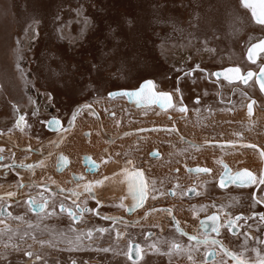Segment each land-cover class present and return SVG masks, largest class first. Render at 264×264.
Instances as JSON below:
<instances>
[{"label":"rangeland","instance_id":"374dc122","mask_svg":"<svg viewBox=\"0 0 264 264\" xmlns=\"http://www.w3.org/2000/svg\"><path fill=\"white\" fill-rule=\"evenodd\" d=\"M260 36H264V27L254 23L240 0H0V124L4 127L0 133L15 134L18 140L27 132L39 141L48 136L42 128L47 116L58 115L68 122L75 106L81 105L77 134L92 129L95 141L91 149L98 151L106 141L94 128V115L82 118V112L89 110L85 104L95 106L101 115L116 110L117 118L105 123L114 135L124 129L159 124L150 123L148 118L157 115L156 110L136 111L131 106L123 109L122 100L106 94L115 88L136 87L141 80L151 78L161 90L175 91L181 87L184 101L199 111L191 114L194 122L185 128L193 139H242L264 149V114L247 122L242 107L247 96L224 83L222 97H228L232 91L235 95L231 103H221L217 98L218 86L206 79V72L210 75L212 69L226 64L248 67L246 48ZM253 86L247 92L258 97ZM195 96L201 98L199 102H195ZM229 107L240 109L232 114L228 113ZM20 115L26 120L23 131L8 128L13 120L16 124ZM153 135L162 138L160 134ZM162 136L158 143L150 139L145 145H138L136 151L132 145L124 147L129 152L121 150L122 142L128 139L113 144L119 157H131L135 168H145L152 182L153 173L157 172L162 192L173 180L187 183L190 174L184 173L181 162L201 163V157H208L210 162L213 157V163L219 167L217 157L229 156L223 158L232 159L236 167L242 165L241 160L233 157L237 151L205 145L203 149ZM80 140L84 147L86 141L82 136ZM153 145L166 154L162 151L164 157L159 161L146 157ZM12 146L17 151L29 147L16 143ZM105 159L106 156L98 158L103 162ZM175 166L180 170L177 175L171 169ZM22 217L26 218L17 219L22 222L16 223L14 229L9 228L8 224L15 222L10 218L0 223V229H11L0 233V264H24L23 249L42 255V259L29 264H53L55 260L69 264L68 259L76 253L68 245L67 234L72 229L67 219L28 214ZM42 240L50 243H45V249H56L59 256L46 254ZM14 241L23 244L14 246ZM40 241L42 246L38 245ZM85 254L84 251L80 259H85Z\"/></svg>","mask_w":264,"mask_h":264},{"label":"flooded vegetation","instance_id":"af4514ba","mask_svg":"<svg viewBox=\"0 0 264 264\" xmlns=\"http://www.w3.org/2000/svg\"><path fill=\"white\" fill-rule=\"evenodd\" d=\"M263 56H264V53H261L260 57L257 59V63L252 64L250 61L247 60V56L245 55L246 65L247 64L249 65L246 68H242L238 64H230V65L239 66L242 70L241 73H244L248 69L252 70L253 72H257V70L259 69V65L264 63V59L262 60L260 59ZM226 65H229V64H226ZM221 67H217V68H221ZM214 69H212L211 73H213ZM206 73H207L206 79L211 82H214L218 86V90H217L218 97L217 98H218V101L221 103H224V104L231 103L235 95L234 91H232L231 93H228V97L226 98L222 97L221 89L224 86L223 85L224 83L228 85H232L234 86V88H238V92L243 93L244 95L246 94L247 99L245 100L242 107L243 109H245L247 114H248L247 105L249 104V102L255 101V98H260V97L262 98V102L264 100V93H262L259 90V85L255 83V77L253 78L252 81H250L249 86H246L240 83L239 81L233 84H229L228 82L224 81L222 77L219 78V81H218L217 77L211 74L210 76L208 72ZM251 84L254 85L253 86L255 87L254 89H256L257 92L259 93L257 94L258 97L251 94V91L247 92L249 91L248 87L250 88ZM179 88H180L179 92H176L173 90L171 91L163 90V91H169L173 95V98H174L173 101L177 107L185 106L186 108H188L187 112L188 110L191 109L192 113H195V112L199 113L198 110L193 109L194 108L193 106L189 105L187 102L184 101L182 92L180 91L181 87ZM156 90H160L158 85H157ZM181 97H182V105H181ZM177 98L179 99V101H177ZM114 99L123 100L126 98L120 96ZM200 99L201 98L197 96L194 97L195 102H199ZM127 104L129 106L133 105L131 103H128V101H127ZM153 106H150V107L152 108ZM150 107H139V108L135 107L134 108V105H133L132 108L136 111H140L141 109L144 110ZM155 107H157L162 112H166L168 110V109L162 110L158 106H155ZM210 107L211 105L209 107L207 106V110H210L211 109ZM169 109L175 111V109L173 108H169ZM237 109H240V108L236 107L232 109V107H229L228 113H232V114L236 113ZM89 110L91 112L93 111L92 114H94L96 117H99V112L97 111V108L95 106H91ZM212 110L213 111L215 110L214 107L212 108ZM113 111L116 112V110H113ZM175 112L180 113L182 115L184 114L182 117L177 116L175 118V120L179 118L177 119L178 121H181L182 118H184V116L187 115L179 111H175ZM252 114H253V111H252ZM107 115H108V118H113L114 113L108 112ZM49 116H52L53 118L61 121V129H66V131L72 130V127L74 125H70L68 122H63V120L58 115H49ZM49 116H47L44 119L42 128L46 129L47 134H51L55 137V141L52 143V145L54 144L55 147H57L59 144L56 143V141L59 142L61 136H59V132H56V130L49 131L45 127L46 120L48 119ZM167 120L168 121L172 120L169 112L167 114ZM14 127L17 128L13 120L11 124H8V128H12V130H14ZM3 129L4 127L2 126V124H0V130H3ZM166 129L167 130L163 132V130L152 129L151 131H145V130H140V128H138L136 132L131 133V136L133 137L127 136L124 138V140L126 138L128 140H131L132 138H134L135 140L133 139L134 141H132L131 142L132 144L131 143L130 144L134 146V151H136L138 148V145L143 146L145 145L144 144L145 142L150 141V138L149 140L147 138L148 137L147 134H150V133L161 135L162 138L155 136L158 139L155 138L153 139L154 141L151 140L156 143H158L159 139L164 138L162 136L164 134L170 139L174 138V139L183 141L182 138H185L182 136L178 138L174 135L175 134L174 131H172L170 128H166ZM101 130H102V134L104 135L105 139L108 138V142L114 141L115 139H117V137H122L124 135L123 133L122 134L120 133L119 134L120 136H116L111 139V137L104 132L103 128H101ZM142 132L143 134L146 133L144 134L145 136L142 134ZM60 135L64 136L65 131H61ZM2 136H3V133H0V143L4 144L8 148L10 152L8 156L10 158H5L7 156L0 155V156H3V159H0V196L4 197V200L0 201V203L3 204V207L0 208V218H1L0 221L4 222L8 218L14 220L15 221L14 223L11 222L8 224L9 228L11 226L14 229V225L22 221L21 220L18 221L17 219H13L12 217H22V215L26 216V214H31L34 216H44V217L50 216L52 218H57L59 220L61 216H64L69 223V227L71 229L76 230V231L72 230V233L67 234V236L69 237L68 240H73V243L71 244L69 243L68 245L71 248H73L76 253V254L71 253L72 257L68 259L69 264H132V261H129L127 256L125 255V252L127 251V241L129 239H132L135 243L140 244L142 248L144 249L145 255H144L143 260H141L139 264H190V262L187 259V252H181L177 254L175 251H173L171 255L166 254L170 250L169 242L176 241L184 245L185 248L194 246L195 242L190 241L188 237L191 235H195V234L203 232L204 229L200 228V222L207 221V217L213 213H216L219 206L221 205H224V211L219 213L222 217V223H226L228 216L235 218V216L237 215H243L244 219L238 221L236 226H230L227 229L221 228L219 236H217L216 233H211L209 229L210 235L220 240L221 244L231 251L241 252L243 251L242 246L246 244L248 251L245 254L249 258H252V259L255 258V253L251 251L253 248L261 249L262 254H264V244L260 243V241H264V221L260 219V216L264 215V203L257 204L251 198V195L254 192L256 193L257 198L264 196V191L260 190V188H264V186H260L259 188L255 185L251 187H245V188H240L235 185H228L225 188L219 187V175L223 171V166L219 163H217L219 167L215 165V163H213L212 161L213 157L212 158L210 157V162L208 161V157H205V158L201 157L202 159L200 161L201 163H196V164L195 163L189 164L188 161L186 162L184 161L183 162L184 164H182L181 162L179 166H182L184 173L187 175L190 174V177L187 183H185V181L181 183L177 179L173 180L168 187H165V190L163 191V192H166L167 194L166 196H161V193L162 195L164 194L161 191V188L163 186L160 181L161 180L160 175L157 172H156L157 174L153 173V179L155 180V186H153L152 179L149 180L150 176L148 172L146 171L147 172V174L145 173L147 176L146 180L149 182V185H150L149 194L146 200L144 201L142 207H137L134 211L129 213L126 211V207L131 204L132 198L128 193V186H127V181L125 179L124 171H123V175H124L123 178H124V185H126L125 191H124L125 193L123 195L118 196L115 201H113L111 198H108L105 200V198L102 196L103 194L100 193L98 190L100 185L95 186L92 193H84L81 188H77L78 183L83 184L90 180L94 182L96 180H102V178L104 180L105 177L108 176L105 174L98 176L99 171L101 169H99L100 166L96 160L95 161L98 167H96V169L93 171H85L84 165L81 164L82 166L80 170H77L76 172H71L78 176H83L84 177L83 181H79L78 179H73L71 176V173H70V176L67 177L68 179L64 177L63 179L58 180L55 178L54 175L50 174L49 171L48 173L47 171H44V170L42 171L45 173L43 177H36L33 171L27 172L28 169L26 167H20L22 163H19L18 161L20 159H24V160L27 159L25 157H19L21 153H28V154H35V155L38 154V152L34 150V148H32L29 138H25L21 143H17V142H10L9 140L3 138ZM83 137L88 138L89 131H85L83 134ZM241 137H242V133H241ZM47 138H50V136H47L41 139V142L38 145L42 146L44 141L47 140ZM205 139L207 138L204 137V139L201 140L202 144H201V141L199 143V142L190 140L191 142L196 143V144L188 143L186 141H183V142H186L192 146H199V145L206 146V143L208 141ZM135 141H138V143L134 145ZM13 143H16L19 146L21 145L24 147L26 145H29V147L27 148L25 147L23 148V150L17 151V148L15 146H12ZM154 146L155 145H153V147H151V149L148 150L149 151L148 156L155 160L158 159L159 161L161 160V158H163L161 157V152L163 150L159 146H155V147ZM101 149H102L101 150L102 154L106 156L105 161H107L105 163L102 161L104 159L101 160L102 162L101 164L104 167L110 163L109 161H111V158L109 155V147L107 144H105ZM124 149H127V148H121V150H124ZM154 150H156L158 154H155ZM136 154L138 156V153ZM43 155L44 157H47V158L48 157L50 158L51 156L50 153L43 154ZM116 156L119 157V153ZM108 157L110 158V160ZM120 158L123 160V162L121 163L122 166H126V162L128 161V158H131V157L123 156ZM217 158H218L217 161L222 160L223 163L227 164L228 167L231 168L233 171H237L241 169H248L255 174H259L261 170H264V159L262 158H261L260 167L254 164L253 162L252 164L250 163V165L248 163L247 166L240 167L241 165H239L236 167L235 164H233L229 158H223V157H217ZM240 160L242 161L241 162L242 164H244L246 161V159L244 158ZM40 162L41 160L38 162V164H40ZM38 164L37 162H34L31 165H38ZM26 165H29V164H26ZM195 165L202 166L203 168L211 169V172L210 173H196V172L190 171L189 167L195 166ZM68 166H69V160H68V164L64 168H62L60 171H56L54 169L55 170L54 173L56 175H62L63 171L67 169ZM82 168L83 170H81ZM18 169H23L24 171H26L28 173V177L26 175H18L15 171L13 172V170H18ZM138 169L141 170L140 168ZM171 169H172L173 175L175 174L177 175L180 172L177 166L172 167ZM79 171L81 172V174ZM156 175L158 177V180L156 178ZM13 178L16 179L17 181L14 186H13ZM62 180L65 182L67 181L69 185H65L68 183H64L62 182ZM19 184H24L25 186L23 188H20L18 187ZM26 186L30 187V189L27 192H26ZM73 190L79 192L80 195L74 196ZM7 192H15L16 195L14 197H8L6 196ZM173 192H175L176 194L173 195L172 194ZM37 193H43L46 197L49 198V207L46 210V213H40L39 210L33 211L29 208V204L26 198L30 196H36ZM61 203L64 204L65 208H72L73 211L76 210L77 204L81 208L87 207L88 209H92L94 211L84 212L82 220L77 219L76 221H73L67 216L65 212L60 211L59 205ZM121 203L124 204V207L118 206ZM213 204H215L217 207L216 208L211 207V205ZM20 205L22 207H20ZM179 205H181L184 208V212L186 214L191 215L190 217L193 218L192 220H190L189 218H187L186 220L185 218L179 215V210H178ZM201 206H207V210L199 211ZM14 207H16V209ZM53 208L55 209V214L48 215L47 213L53 212ZM165 209L169 210L170 214L168 211H164ZM19 211H20V214H19ZM9 213H11V216L8 215ZM150 215H153V216H150ZM103 217H112V219H104ZM25 218L23 217V219ZM85 221H88V223L84 224ZM177 222H179V228L182 229L183 232L186 234L182 235L180 231H177ZM207 223L211 224L210 221H207ZM101 227L108 229V231L105 233L94 232V235L91 239L82 238L80 242L75 241V236L78 235L81 231H86L87 229H96V228H101ZM118 233L121 234L123 238H118V235H117ZM42 241L44 243L43 244L44 249L43 248L42 249L47 251L46 254L50 256H55V257L59 256L58 255L59 253L56 251V249H51L50 247L48 249H45V243H48V242H45L44 240ZM15 243L16 244H14V246H22L23 244L17 241ZM153 243L157 245V247L159 248V251H156L149 247ZM38 245L42 246V242L40 241ZM31 248L32 249L35 248L33 244L31 245ZM103 249H109V250L104 251ZM219 249H220V246L219 245L216 246L217 252H219ZM22 251L25 256V258L22 261L24 264H29L31 262H35L37 260L42 259L41 254L39 253L32 254L31 249H23ZM84 251L86 253L85 255H83L85 259H80ZM206 251L207 249L203 245H201L199 247V251L193 252L192 255L199 261V260L204 259V255ZM26 253H31V255L29 256ZM135 259H136V256L134 252L133 260ZM213 259H219V256L208 257L209 261ZM225 259L228 260V264H235V262L232 261L230 258L225 257ZM53 264H60V262L58 260H55Z\"/></svg>","mask_w":264,"mask_h":264},{"label":"snow or ice","instance_id":"6c2138e0","mask_svg":"<svg viewBox=\"0 0 264 264\" xmlns=\"http://www.w3.org/2000/svg\"><path fill=\"white\" fill-rule=\"evenodd\" d=\"M240 5L243 9H247L250 11L252 20L256 25L264 27V0H240ZM261 53H264V39H261L258 43L252 44L251 47L248 48L247 60L250 61L252 64H256L257 59L260 57ZM241 72L242 70L239 66H230L223 68L222 70L213 72L211 73V75L217 77L218 81L219 78L222 77L223 80L228 82L229 84H233L239 81L240 83L246 86H249L250 81H252L253 78L255 77V83L259 85V90L262 93H264V64L259 65V73L249 70L246 72V74L242 75ZM156 89H157L156 83L152 80H147L144 81L140 85V87L135 91L114 92V93H110L109 95L113 99L116 98L117 96L128 97L129 99L134 98L138 105H143L145 107H150L155 105L162 110L173 108L181 113L187 112V108L185 106L177 107L176 104H174L173 95L171 93L166 91H157ZM175 91L179 92V89H175ZM254 104L255 101H252L247 105L249 115L252 114ZM181 105H182V97H181ZM84 107L90 108L91 106L85 105ZM79 113L80 110H77L71 114V119L68 121L70 125H74L76 117L79 115ZM47 123L50 127L55 128L56 131H66V129H61V121L58 119L53 118ZM25 125H26L25 116L20 115L16 122V126L23 131V126ZM171 130L175 131L176 129L172 128ZM236 135L239 134L237 133ZM246 147L256 148L255 145H246ZM3 151L4 150L0 148V152ZM259 155L262 159H264V151H261ZM0 159H3V156H0ZM87 159L89 160L93 168L98 167L94 161H91L90 157ZM58 162L60 168H63L64 166L67 165L68 158L61 155L60 157H58ZM104 162L106 163L107 161ZM217 163L223 166V171L219 175V187L221 188H225L228 185H235L240 188L251 187L253 185L257 186L258 188L260 186H264V170H261L259 174H255L248 169L233 171L231 168L228 167L227 164H224L222 160L217 161ZM132 164H133L132 160H128L126 162V165H132ZM38 166L43 167L44 162L41 161L40 164L38 165H31V164L20 165V167H26L29 171H32L35 167ZM123 171H124L125 179L127 181L128 193L131 196L132 200L135 201V203L131 206L129 210L134 211L137 207L143 206V203L149 194L150 185L149 182L145 179L144 172L142 170L136 169L134 166L131 169H129L126 166ZM190 171H195L196 173H210L211 169L196 167L195 169H190ZM105 179H107V177H105ZM78 180L83 181L84 177L80 176L78 177ZM152 183L154 184L155 182L153 181ZM102 184H103L102 180H96L94 182L89 181L83 184L78 183L77 188H81L84 193H92L95 186ZM24 186H25L24 184L18 185V187L20 188H23ZM260 190L264 191V188H260ZM172 194L175 195L176 193L173 192ZM15 195H16L15 192L6 193V196L8 197H14ZM73 195L79 196L80 193L73 190ZM251 198L257 204L264 203V196L257 198L255 192L252 193ZM3 200L4 197L0 196V201ZM119 206L124 207V204L121 203ZM2 207L3 204L0 203V208ZM48 207H49V198L46 197L43 193H37L36 196L29 197L30 209H39L40 213H46ZM211 207L216 208L217 206L213 204L211 205ZM59 208L61 212H65L67 216L73 221H76L77 219L82 220L84 212L94 211L92 209H88L87 207L81 208L78 204L76 205L75 211H73L72 208H65L63 203L59 205ZM206 210H207V206H201V208L199 209V211H206ZM164 211H168L170 214L169 210L165 209ZM223 211H224V205H221L219 206L216 213H213L207 217V221H210L211 224H208L207 221L200 222V228L204 229V231L188 237L190 241L195 242L194 246L185 248L184 245L176 241H171L169 242L170 250L166 254L171 255L173 251H175L177 254L181 252H187V259L190 262V264H228V260H226L225 257L230 258L232 261L235 262V264H264V254H262L261 249L253 248L251 250L255 253V258L252 259L245 254L248 251L246 244L242 246L243 251L235 252L224 247L221 244L220 240L210 235L209 229L211 233H216L217 236H219L221 228L227 229L230 226H236L238 221L244 219L243 215H237L235 216V218L228 216L226 223H222V217L219 213ZM47 214L48 215L55 214V209L53 208V212ZM8 215L11 216V213H9ZM12 218L23 219V217H12ZM103 218L112 219V217H103ZM260 219L264 221V215H261ZM0 223H2V221H0ZM72 230L76 231L75 229ZM8 231H11V229L8 228L0 229V233H5ZM107 231L108 229L102 227L96 229H87L86 231H81L78 235H76L75 241L80 242L82 238L91 239L94 235V232L105 233ZM177 231H180L182 235L186 234L183 232L182 229L179 228V222H177ZM117 235L118 238H123L121 234L118 233ZM68 242L70 244L73 243L72 240H69ZM260 243L264 244V241H260ZM201 245H203L207 249V251L205 252L204 259L198 261L192 255V253L199 251V247ZM218 245L220 246L219 252L216 251V246ZM5 247H8V245L5 244ZM149 247L151 249L159 251V248L155 243H153ZM103 250L108 251L109 249H103ZM133 252H135V256H136L135 260H133ZM26 254L29 256L31 255V253H26ZM125 255L127 256L129 261H132V264H139V262L143 260L145 252L140 244L135 243L132 239H129L127 241V251L125 252ZM217 256H219V259H213L211 261L208 260V257H217Z\"/></svg>","mask_w":264,"mask_h":264},{"label":"bare ground","instance_id":"6f19581e","mask_svg":"<svg viewBox=\"0 0 264 264\" xmlns=\"http://www.w3.org/2000/svg\"><path fill=\"white\" fill-rule=\"evenodd\" d=\"M108 97H110V96H108ZM117 97H120V96H117ZM121 100L122 99H120V101ZM126 100H127V98L122 100L123 101L122 103L124 105L123 109H126L129 106L127 104L128 100L127 101ZM128 103L133 104L134 107H136V108L145 107L143 105H135V103L133 101H128ZM133 105H130V106L133 107ZM147 109H154V110L157 111V115H151L148 118L150 119V123H154L156 121L157 122L159 121V124H155V125L150 124L151 126H149V127L146 125V127L144 126V129H142V127H140V130L151 131L152 129H155V130H163V132H164V131L167 130L166 128H170V129L175 128L176 130L174 131V133H175L174 135L176 137H178V138H180V136L185 137V138H182V139H183V141H186L188 143L196 144V143H193L191 141H195V142H199L200 143L201 140L196 139V138L193 139L192 135L188 134L186 132L187 130H185L186 127L191 126V124L194 122V117H192L193 115L191 116V114H193L191 109L188 110L187 113H185L187 115H185L184 118H182L181 121L177 120L179 118H177L176 120H175V118L177 116L178 117L179 116L182 117L184 114L182 115L180 113H177V112H175L176 110L174 111V110L168 109L166 112H162L155 106H153L152 108L151 107L147 108ZM92 112L90 110L82 112V114H81V115H83L82 118L85 119V118H87L90 115H94V114H92ZM112 112L114 113L113 118H108L107 113H105L104 115H101L99 113V117H96L94 115V123H93L94 128L95 127L98 128V132H99L100 138L103 137L104 141H106V144L109 147V155H110L111 161H109L110 163L107 166H104V167L101 164L102 162L100 160H98L99 156L100 157L104 156L102 154V151H101L102 149L99 148L98 151L97 150L93 151V149H91V148L94 147V141H95V136L93 135L92 129L88 128L86 130L81 131L79 135L77 134V129H78L79 125L81 124V121H80V117L81 116H80V114L76 118L74 126L72 127L71 131L70 130L65 131V135L64 136L60 135L61 131L59 132V136H61V137H60L59 142L56 141V143L58 142V144H59L57 147H55L54 144L52 145V143L55 141V137L53 135H51V134H48V136H50V138H48L46 141H44L42 146L37 145V144H39L41 142V139L39 141L38 140L35 141L36 138H34L32 136L30 137L27 132H26V135L20 136V138L18 140H15L16 139L15 134H13V135L12 134H3L2 137L7 139V140H9L10 142H17V143H21L25 138H29L32 148H34V150H36L38 152V154L35 155V154H28L27 153L26 157H29V158H27L25 160L24 159H20L18 161H19V163H22V164H32L34 162H37V164H38V162L40 160L43 161L44 162V166L43 167H35L32 170L36 176H40V177L43 176V174H44V172H42L43 170L47 171V172L49 171L50 174L54 175L55 178L58 179V180L63 179V175L65 173H68V177H69L71 172H76L77 170H80V168L82 166L81 165V156L84 155V154L90 155L92 157V159L96 160L99 163V166H100L99 169H101V170L99 171V175L98 176H100L102 174L108 175L107 179L103 180V178H102L103 184L99 186V189H98L99 192L103 194L102 196L105 198V200L108 199V198H111L113 201H115L118 196L123 195L125 193L124 191H125L126 185H124V178H123L124 175H123V170L122 169H124L126 166L129 169H131L134 166V164L122 166L121 163L123 162V160L120 157L116 156L118 153L114 149L113 144L116 143V142H119V141L121 143V141H123L124 138L127 137V136L133 137V136H131V133L132 132H136V130H138V128H136V129H124V130L116 133L115 135H113V133L111 134V131L108 128H106L105 123L107 122L108 119L117 118L118 113L115 112V111H112ZM168 112L170 113V116L172 118L171 121L167 120ZM233 114H235V113H233ZM261 114H264V100L262 102V98L261 97L260 98H255V105L253 106V114L252 115H248L247 112L245 111V114H244L245 117H246L245 119L247 120V122H251V121L259 119L261 117ZM244 115L243 116L238 115V116L239 117L241 116L243 118ZM100 127L103 128L104 132L106 134H108L111 137V139H112V137L120 136L119 135L120 133L121 134L123 133L125 136L123 135L124 137L123 136L122 137H117V139H115L114 141L108 142V138L105 139L104 135L102 134V130H101ZM17 130L21 131V129H18V128H17ZM26 131H27V129H26ZM49 131H54V130H49ZM85 131H89V137L88 138L87 137H83V135H82V134H84ZM142 134H143V132H142ZM144 134H146V133H144ZM81 136L86 141V145L84 147L81 146V140H80ZM147 136H148L147 137L148 140H149V138L151 140L155 139L154 138L155 135H153V134L152 135L147 134ZM103 138H102V140H103ZM133 139L134 138H132L131 140H128V142L127 141L126 142H122V144H121L122 147L124 148V147H126L128 145H131L132 144L131 142L135 140V139L134 140ZM205 140H207L208 142L206 143V146H204V147H208V148H212V149L213 148H215V149H228L229 148L228 150H232L233 149V151H237V152H235L233 157H237V159H239V160L243 159V158L246 159L245 163L242 164L240 167L247 166L248 163L250 165V163L252 164V162L254 164H256L257 166H259V167L261 165V157H260L259 153L261 151H264V149H262V147L259 144L257 145L255 143H251V142H248L246 140L232 141V142L231 141H223L225 143H220V142H222L220 140H209L208 138L205 139ZM213 141H216L217 143H211ZM186 142H184V143H186ZM188 143H186V144H188ZM201 144H202V141H201ZM219 145H221V147ZM222 145H224V146H222ZM246 145H255L256 148L246 147ZM196 147L199 148V147H203V146L199 145V146H196ZM204 147H203V149H204ZM0 148H2L4 150L3 152H0V155L7 156V155L10 154L8 148L4 144L0 143ZM263 148H264V146H263ZM205 150H207V149H205ZM57 152H61L69 160V166H68L67 169H65L63 171L62 175H56L54 173V171H55L54 170V164H55V159H56ZM48 153L51 154L50 158L49 157L48 158L44 157L43 154H48ZM148 154H149V151L147 152V156H148ZM19 157H25V154L21 153L19 155ZM31 157H33V158H31ZM161 157H164V154L162 152H161ZM223 157H229V156H223ZM110 158H109V160H110ZM128 159L132 160L130 158H128ZM157 161H158V159H157ZM81 170H83V168ZM141 170L144 172L145 179H147V176H146L147 172L145 171L144 168H141ZM14 171L18 175H26L28 177V173L27 172H29V170L27 172L24 171L23 169L13 170V172ZM80 174H81V172H80ZM150 216H153V215H150ZM150 216H148V217H150Z\"/></svg>","mask_w":264,"mask_h":264},{"label":"water","instance_id":"95a60500","mask_svg":"<svg viewBox=\"0 0 264 264\" xmlns=\"http://www.w3.org/2000/svg\"><path fill=\"white\" fill-rule=\"evenodd\" d=\"M261 39H264V36H262V37H260V38H258V39H256V40H253L252 42H250L249 44H248V46H247V48H246V52H245V55L247 56V50H248V48L249 47H251V45L252 44H255V43H258ZM264 64V63H263ZM230 66H237V65H225V66H223V67H221V68H215L214 70H213V72H216V71H218V70H222L223 68H226V67H230ZM250 69H248V70H246L244 73H241L242 75L243 74H246V72L247 71H249ZM252 71V70H251ZM256 73H259V69L257 70V72ZM147 80H152L151 78H145V79H143V80H141L140 82H139V84L136 86V87H133V88H115V89H111V90H108L107 92H106V94H107V96H110L109 94L110 93H114V92H124V91H128V92H131V91H135V90H137L139 87H140V85L144 82V81H147ZM157 91H163V90H157ZM166 92H169V91H166ZM170 93V92H169ZM127 98V100L128 101H133L134 103H135V105H138L137 103H136V101H135V99L133 98V99H129L128 97H126ZM249 103H251V102H249ZM87 105V104H86ZM80 106L81 105H77V106H75V108H74V110H73V112H75V111H77L79 108H80ZM72 112V113H73ZM53 119V117L52 116H49L48 117V119L46 120V123H45V127L46 128H48L49 130H54L55 131V128H53V127H50L49 125H48V121H50V120H52ZM56 132H60V131H56ZM211 143H217L216 141H213V142H211ZM154 153L155 154H158V152L156 151V150H154ZM61 155H63L61 152H57V154H56V159H55V164H54V169L56 170V171H60L62 168H60V166H59V162H58V157H60ZM64 156V155H63ZM66 157V156H65ZM90 156L88 155V154H85V155H82L81 156V164L82 165H84V170L85 171H93V170H95L96 168H93L92 167V165H91V163L89 162V160L87 159V158H89ZM91 158V157H90ZM91 161H94L95 162V164L97 165V163H96V161L95 160H93L92 158H91ZM23 165H26V164H23ZM196 167H201V168H203L202 166H197V165H195V166H191V167H189V170L190 169H195ZM136 169H138V168H136ZM241 170H243V169H241ZM193 172H195V171H193ZM71 176H72V178L73 179H78V177H80V176H78V175H76V174H74V173H71ZM26 200H27V202H28V204H29V197L28 198H26ZM135 203V201H131V204L130 205H128L127 207H126V211L127 212H132V210H129L130 208H131V206L133 205ZM31 210H33V211H38L39 209H31ZM133 247H134V245H133ZM134 253V252H133Z\"/></svg>","mask_w":264,"mask_h":264},{"label":"crops","instance_id":"0c3cea01","mask_svg":"<svg viewBox=\"0 0 264 264\" xmlns=\"http://www.w3.org/2000/svg\"><path fill=\"white\" fill-rule=\"evenodd\" d=\"M14 180H15V181H14ZM16 182H17L16 179L13 178V186L16 184ZM62 182H64V183H68L67 181L65 182V181H63V180H62ZM65 185H69V183H68V184H65ZM13 186H12V187H13ZM12 189H13V188H12ZM29 189H30V187H27V186H26V192H27ZM14 208L16 209V207H14ZM178 210H179V215H180L181 217L185 218L186 220H187V218H189L190 220L193 219V218L190 217L191 215H188V214H186V213L184 212V208H183L181 205L178 206ZM28 215H29V217H37V216H34V215L32 216L31 214H28ZM87 223H88V221H85V222H84V224H87Z\"/></svg>","mask_w":264,"mask_h":264}]
</instances>
